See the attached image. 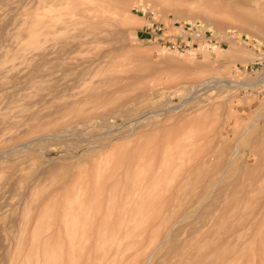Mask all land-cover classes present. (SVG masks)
<instances>
[{
	"label": "rangeland",
	"instance_id": "obj_1",
	"mask_svg": "<svg viewBox=\"0 0 264 264\" xmlns=\"http://www.w3.org/2000/svg\"><path fill=\"white\" fill-rule=\"evenodd\" d=\"M42 1L0 0V264H264V0H119L93 52Z\"/></svg>",
	"mask_w": 264,
	"mask_h": 264
},
{
	"label": "bare ground",
	"instance_id": "obj_2",
	"mask_svg": "<svg viewBox=\"0 0 264 264\" xmlns=\"http://www.w3.org/2000/svg\"><path fill=\"white\" fill-rule=\"evenodd\" d=\"M41 1V0H40ZM47 1V4H48V0H46ZM56 1V0H55ZM44 1H42V3H43ZM45 3V2H44ZM49 3H51V2H49ZM63 3V2H62ZM62 3H56V4H58L60 7H59V9L58 8H56L55 7V10L54 11H57L56 13H60V12H62V15L64 14V12L63 11H60V8H62L61 10H64L65 11V14H64V18L62 17V15L60 16V18H58V15H59V13L58 14H56V16L57 17H55L54 15L55 14H52V15H50L52 12V10H48V13H50V14H48V15H50V16H48L49 17V19H50V21H48V22H45V20H42V19H44V18H40V16H38V19H40V20H37L38 21V26L40 27V26H43V30H44V28L46 29V30H44V31H46L45 32V34L47 35V37H46V35H44V31H41V29L42 28H40V29H38V28H36V30H35V33H34V35H35V40H37V42H38V39H40L39 37L40 36H42V34H43V36H42V39L44 38V36L47 38V39H51V38H49V36L51 37V35H53V33L55 32V30H57L58 29V31H60L59 30V27H58V25H60V24H62L61 25V28L62 27H65V30L66 31H68V30H70V28H71V32H72V29H75V32H77L76 30H78V35H76V42H74V43H76V48L78 47V48H80V49H82L83 50V52H84V49H87V48H91V51H92V48L94 47H97V48H95V50L96 49H98V48H101L102 46H101V44L102 43H105L106 41H109L108 39L109 38H112V40H114L115 38L114 37H111L110 35H111V33H110V31L111 30H109L111 27H113V25H115V24H113V23H115V20L118 18V16L120 17L121 15H120V13L119 12H123V10L121 9V8H123L121 5H122V3L120 4V2H119V0H77L76 2L75 1H73V0H69V1H67V3L65 2V3H63V4H65L64 6L62 5ZM46 4V3H45ZM45 4H43V6L45 5ZM47 4H46V6H47ZM52 4V7H53V4H54V6H55V3H51ZM63 6H61V5ZM40 6H42V4L40 5ZM49 6V5H48ZM51 6V5H50ZM37 8H39V7H37ZM48 8V7H47ZM39 9H41V8H39ZM39 9L37 10L38 12H40L39 11ZM49 9H51V7L49 8ZM54 9V8H53ZM57 9V10H56ZM122 11H121V10ZM39 14H41V13H39ZM41 17H42V15H41ZM47 17V18H48ZM66 17H68L67 19L69 20V18H70V22L69 23H64L63 24V20L66 18ZM47 18H46V20H47ZM54 19V20H53ZM119 19V18H118ZM66 21V20H65ZM118 21V20H117ZM62 22V23H61ZM117 24V23H116ZM56 27H58L57 29H56ZM114 27H116V26H114ZM118 27H119V25H118ZM117 28V27H116ZM116 28H114V29H112V31L114 30L115 31V29ZM62 30H63V28H62ZM64 30V31H65ZM70 31H68L67 33H69ZM60 32H63V31H60ZM56 33V32H55ZM66 33V32H65ZM64 33V35H66ZM114 33V32H113ZM71 34V33H70ZM69 34V35H70ZM75 33H74V31H73V33L71 34V35H74ZM77 34V33H76ZM54 35H55V38H54ZM53 35V40L54 39H56L57 38V36H59L58 35V33H57V35L56 34H54ZM63 35V36H64ZM67 36V35H66ZM74 37H75V35H74ZM59 38V37H58ZM67 38H70V36L69 37H67ZM73 38V37H72ZM114 38V39H113ZM41 39V40H42ZM60 39V38H59ZM40 40V41H41ZM111 40V39H110ZM74 41H75V39H74ZM49 42V41H48ZM56 42V41H55ZM72 42H73V40H72ZM110 42V41H109ZM50 43H52V42H50ZM68 43V42H67ZM71 43V42H70ZM110 43H112V41L110 42ZM106 44H108L107 42H106ZM57 45V44H56ZM64 45V44H63ZM102 45H105V44H102ZM111 45V44H110ZM114 45V44H113ZM65 46V45H64ZM68 46V45H67ZM101 46V47H100ZM69 47V46H68ZM108 47H109V45H108ZM115 47V46H114ZM53 48V47H52ZM51 48V49H52ZM57 48V47H56ZM102 48H105L106 49V47L104 46V47H102ZM104 49V50H105ZM214 49H217L216 48V46H214ZM73 50V49H72ZM99 50V49H98ZM101 50V49H100ZM108 50V49H107ZM87 51V50H86ZM101 51H103V49L101 50ZM100 51V52H101ZM53 52V51H52ZM93 52V51H92ZM105 52L106 53H104V51H103V53L106 55L108 52H110V51H106L105 50ZM46 53V52H45ZM54 53V52H53ZM81 54H82V52H80ZM86 53V52H85ZM88 53H91V52H88ZM51 54V53H50ZM78 54V53H77ZM94 53H91L90 55H93ZM46 55V54H45ZM52 55V54H51ZM56 55H57V53H56ZM68 55H70L71 56V54H68ZM84 55V54H83ZM95 55H96V52H95ZM94 55V56H95ZM109 55H111L110 53H109ZM69 56V57H70ZM75 56V55H74ZM94 56H93V60H90V64H92V61L93 62H95L96 60H97V58H94ZM56 57V56H55ZM73 57V56H72ZM96 57V56H95ZM98 58H100V57H98ZM111 58V57H110ZM46 60H47V58H45ZM84 59V58H83ZM91 59V58H90ZM40 60H41V58H40ZM39 60V61H40ZM50 60V59H49ZM100 61H101V59H99ZM103 61V60H102ZM41 62V61H40ZM40 62H38L37 63V65L40 63ZM89 62V61H88ZM97 63L96 64H98V66H100V68H101V65H100V63L98 62V61H96ZM48 63V62H47ZM44 64V63H43ZM59 64H61L60 62H59ZM58 64V65H59ZM89 64V63H88ZM88 64L86 65V66H88ZM103 64H105V63H103ZM50 65V64H49ZM75 65V64H74ZM93 65V64H92ZM91 65V68L94 66H92ZM60 66V65H59ZM90 66V65H89ZM105 65H103V67H104ZM108 66V65H107ZM69 67H73V66H69ZM40 68H42V67H40ZM44 68V67H43ZM71 68H70V70H71ZM73 68H76V67H73ZM98 68V67H97ZM100 68H98L97 69V74H98V71L100 70ZM105 68V67H104ZM103 68V69H104ZM45 69H47V68H45ZM77 69V68H76ZM83 69V68H82ZM78 70H81V69H78ZM77 70V71H78ZM93 70H96V68L94 69L93 68ZM92 70V72H94ZM101 70H102V68H101ZM43 71H45V70H43ZM82 71V70H81ZM80 71V72H81ZM84 71L85 70H83L82 72L84 73ZM46 72V71H45ZM80 72H78V73H80ZM96 72V71H95ZM94 72V73H95ZM100 72V71H99ZM102 72H104L105 73V71H102ZM110 72V71H109ZM5 73V72H4ZM7 73V72H6ZM14 73V72H13ZM77 73V74H78ZM82 73V74H83ZM11 74V73H10ZM17 74V73H16ZM15 74V75H16ZM81 74V73H80ZM84 74H86V71H85V73ZM96 74V73H95ZM99 74H101V73H99ZM99 74H98V77H99V79H100V76H99ZM103 74V73H102ZM106 74V73H105ZM52 75V74H51ZM50 75V76H51ZM7 76V75H6ZM12 76V75H11ZM21 76V75H20ZM70 76H71V73H70ZM76 76V75H75ZM89 76V74H87V76L86 77H88ZM93 76H96V78H97V75H94L93 74ZM102 76V75H101ZM103 76H104V74H103ZM5 77V76H4ZM74 77V76H73ZM79 77V76H78ZM80 77H82V76H80ZM86 77L84 76V79H86ZM8 78V77H7ZM14 78H15V76H14ZM71 78V77H70ZM91 78H95V77H91ZM90 78V79H91ZM1 79V78H0ZM2 79H3V77H2ZM5 79H6V77H5ZM9 79H11L10 77L8 78V80ZM50 79H52V78H50ZM49 79V80H50ZM68 79V78H67ZM88 79V78H87ZM8 80H6V81H8ZM48 80V79H47ZM47 80H45L46 82H47ZM103 80V79H102ZM1 81V80H0ZM18 81V80H17ZM44 81V82H45ZM54 81V84H56V82H57V80H56V82H55V80H53ZM84 81H86V80H84ZM94 81V80H93ZM97 81H99V82H101L100 80H97ZM96 81V82H97ZM4 82V81H3ZM15 82H16V80H15ZM45 82V83H46ZM82 82H83V80H82ZM87 82V81H86ZM90 82H91V80H90ZM103 82V81H102ZM6 84H7V82H5ZM4 83V84H5ZM17 83V82H16ZM49 83V82H48ZM57 83H59V82H57ZM76 83V82H75ZM80 83H81V81H80ZM85 83V82H84ZM88 83V82H87ZM11 84V83H10ZM49 84H51V80H50V83ZM60 84V83H59ZM82 84V83H81ZM12 85V84H11ZM15 85V84H14ZM17 85H18V83H17ZM78 85H80V84H78ZM87 85V84H86ZM86 85H84V86H86ZM89 85V84H88ZM102 85H104V84H102ZM6 86V85H5ZM9 86V85H8ZM58 86V85H57ZM84 86H82L81 88H83ZM94 85H92V87H93ZM16 87V86H15ZM60 87V86H59ZM92 87H91V85H90V87H88V89H92ZM49 88V87H48ZM80 88V89H81ZM95 88H98V87H95ZM101 88V87H100ZM9 89V88H8ZM12 89H14V87L12 88ZM11 88H10V90H12ZM75 89V88H74ZM84 89V88H83ZM4 90V89H3ZM48 90V89H47ZM69 90V89H68ZM85 91H87V90H85ZM78 92H79V90H78ZM84 92V91H83ZM80 93V92H79ZM73 94V93H72ZM80 95H81V93L78 95L79 96V98H81L80 97ZM77 100H78V97H77ZM82 100V99H81ZM258 118H260V117H257V119ZM254 121V120H253ZM256 121V123H257V120H255ZM255 124V123H254ZM254 124L252 123V125L254 126ZM252 126V127H253ZM248 127H249V125H248ZM251 127V128H252ZM250 128V129H251ZM247 130V129H246ZM250 131V130H249ZM248 132V131H247ZM247 132H245V133H247ZM243 133V132H242ZM244 133V134H245ZM243 136V135H242ZM240 138V137H239ZM237 150H238V147H237ZM50 222V221H49ZM68 222H70L71 223V225H74V227H75V229H77V227H78V218H77V216L76 217H72L71 219L70 218H68ZM76 232V230L74 231V233ZM159 237V236H158ZM160 238V237H159ZM166 241H168L167 239H166ZM79 242H81V241H79ZM157 242V241H156ZM160 245H162V244H160ZM156 247L158 248V246H157V244H156ZM160 247V246H159ZM57 257H58V255H57ZM57 257L54 255L50 260L49 259H47L48 260V262L46 261V264H48V263H53L54 261H57ZM75 259V258H74ZM127 259V258H126ZM76 260H77V258H76ZM79 262V261H78ZM77 262V263H78Z\"/></svg>",
	"mask_w": 264,
	"mask_h": 264
},
{
	"label": "built area",
	"instance_id": "obj_3",
	"mask_svg": "<svg viewBox=\"0 0 264 264\" xmlns=\"http://www.w3.org/2000/svg\"><path fill=\"white\" fill-rule=\"evenodd\" d=\"M262 63L260 62H255V63H252V64H249L248 66L244 67V70H245V73H254V74H258L260 69H261V66ZM262 81V82H261ZM259 81L260 82V87L262 88L264 86V81L261 80Z\"/></svg>",
	"mask_w": 264,
	"mask_h": 264
}]
</instances>
